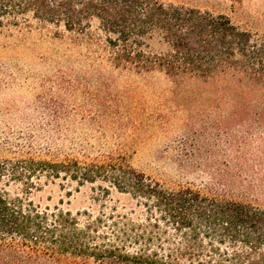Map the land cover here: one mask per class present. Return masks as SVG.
I'll use <instances>...</instances> for the list:
<instances>
[{"label": "rangeland", "instance_id": "374dc122", "mask_svg": "<svg viewBox=\"0 0 264 264\" xmlns=\"http://www.w3.org/2000/svg\"><path fill=\"white\" fill-rule=\"evenodd\" d=\"M158 1L225 15L264 40V0ZM150 49L166 50L157 39ZM208 90L119 68L97 21L85 35L30 18L0 31V164L71 166L59 177L37 170L29 182L4 177L0 190L25 208L71 213L80 227L113 212L143 221L144 207L109 180L74 178L76 165H104L264 209V134L248 130L253 119L240 125L218 97L198 95ZM167 235L166 244L181 242Z\"/></svg>", "mask_w": 264, "mask_h": 264}, {"label": "trees", "instance_id": "16d2710c", "mask_svg": "<svg viewBox=\"0 0 264 264\" xmlns=\"http://www.w3.org/2000/svg\"><path fill=\"white\" fill-rule=\"evenodd\" d=\"M33 19L82 35L97 21L112 62L137 74L163 73L175 86H204L249 131L264 134V40L225 15L158 0H0V31ZM166 48L150 49L152 40ZM75 166L74 178L109 180L146 212L143 221L112 213L80 227L71 213L48 214L0 190V264H264V209L167 189L130 167ZM78 168V169H77ZM61 164H0L4 177L27 180L37 172L59 177ZM33 186V183H27ZM109 225L107 231L101 227ZM167 230L180 237L166 244Z\"/></svg>", "mask_w": 264, "mask_h": 264}]
</instances>
